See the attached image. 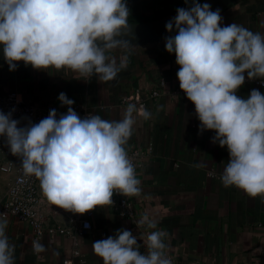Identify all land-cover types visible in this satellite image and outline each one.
I'll list each match as a JSON object with an SVG mask.
<instances>
[{"label":"clouds","instance_id":"1","mask_svg":"<svg viewBox=\"0 0 264 264\" xmlns=\"http://www.w3.org/2000/svg\"><path fill=\"white\" fill-rule=\"evenodd\" d=\"M166 23L165 47L180 66V88L195 105L200 133L213 130V143L226 147L230 159L221 175L225 187H236L264 200V93L252 89L247 98L237 93L247 79L264 83V33L242 24L222 25L220 10L199 0ZM126 0H0V45L10 71L18 62L38 70H71L80 79L97 76L114 80L127 68L135 38L128 21ZM126 54L119 62L111 53ZM66 113L51 109L38 123L21 127L12 112L0 110V137L21 158L25 177L40 181L42 195L53 205L77 214L113 205L116 192L131 197L141 192L127 145L136 114L149 120L152 113L129 104L119 120L98 114L81 117L74 100L58 96ZM199 167V165H197ZM143 246L130 230L92 244L103 264H173L167 254L168 233L144 214L137 226ZM7 213H0V264H14L15 246L6 234ZM85 227H90L87 223ZM36 253L44 245L33 241Z\"/></svg>","mask_w":264,"mask_h":264},{"label":"crops","instance_id":"2","mask_svg":"<svg viewBox=\"0 0 264 264\" xmlns=\"http://www.w3.org/2000/svg\"><path fill=\"white\" fill-rule=\"evenodd\" d=\"M211 0H199L201 5ZM130 27L164 23L177 15V8H188L186 0H126ZM219 9L221 26L242 24L253 32L264 33V0H229L214 7ZM175 35V34H173ZM165 38L145 44H132L127 68L109 82L97 76L80 79L71 70H38L18 62L10 71L8 64L0 67V96L19 92L27 101L48 110L66 113L68 106L58 96L66 93L75 101L73 109L83 118L81 107L107 120L122 118V100L137 91L146 92L163 79L165 92L158 102L148 103L149 120L136 114V123L128 142V153H142L137 160L136 175L141 192L127 197L131 213L123 215L119 200L113 205L97 206L90 218L92 228L80 233L82 220L88 217L51 205L42 195L34 208L41 217L45 231L36 240L35 227L16 218H7L6 234L15 246L14 264H103L92 244L119 229L130 230L143 246L141 233L149 229L137 226L144 214L156 221L157 229L168 233L167 254L173 264H264V200L250 197L236 187H225L221 175L230 156L226 147L213 143V130L200 133L195 105L186 97L176 95L180 88L179 65L174 53L165 47ZM126 53H111L119 62ZM238 95L247 98L252 89L264 93L259 78L249 80ZM183 91V90H182ZM199 165V167H197ZM12 176L0 170V213ZM55 227V234L48 229ZM33 241L44 245L36 253Z\"/></svg>","mask_w":264,"mask_h":264},{"label":"built area","instance_id":"3","mask_svg":"<svg viewBox=\"0 0 264 264\" xmlns=\"http://www.w3.org/2000/svg\"><path fill=\"white\" fill-rule=\"evenodd\" d=\"M164 92L165 81L161 79L156 81L152 85V88L146 92L137 91L126 96L122 100L120 107L125 109L129 104H135L138 110L142 108L147 109L148 103L158 102ZM174 94L187 98L182 90H176ZM0 110L5 113L12 112L13 118L20 121L21 127L30 122L38 123L41 119L47 117L50 112L48 109L41 108L27 101L19 92L1 95ZM80 110L83 111V117H87L90 113L93 114L86 110L85 107H81ZM141 156L142 153L136 150L129 153V157L135 165V170L140 167V162L137 159ZM0 170L12 176L1 213H7V218H16L20 221L32 224L35 227L36 240H38L45 231L42 218H37L34 212L36 204L41 201L38 195L40 181L34 176H24L21 167V158L11 153L6 142V137H0ZM114 194L119 200L121 213L123 215L130 214L131 203L129 200L121 197L119 192ZM92 215L93 210L88 211V217L81 222L80 233H86L91 230L92 224L90 218ZM86 223L90 225V227H85ZM48 231L51 234H55L58 230L55 229V227H50Z\"/></svg>","mask_w":264,"mask_h":264},{"label":"water","instance_id":"4","mask_svg":"<svg viewBox=\"0 0 264 264\" xmlns=\"http://www.w3.org/2000/svg\"><path fill=\"white\" fill-rule=\"evenodd\" d=\"M229 0H211L208 4L211 5V8L220 6ZM169 22V21H168ZM167 22L164 23H155V24H141L137 26H132V33L134 34L135 38L132 37H125L131 41V44H145L149 41H155L158 39L165 38L169 35L175 34L169 33L166 29L165 25ZM6 61L4 59L3 53V45H0V67L6 65Z\"/></svg>","mask_w":264,"mask_h":264}]
</instances>
